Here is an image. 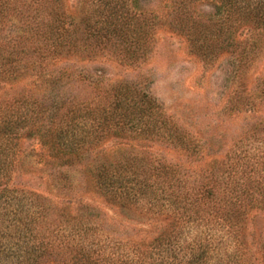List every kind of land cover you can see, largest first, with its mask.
<instances>
[{
	"label": "rangeland",
	"instance_id": "374dc122",
	"mask_svg": "<svg viewBox=\"0 0 264 264\" xmlns=\"http://www.w3.org/2000/svg\"><path fill=\"white\" fill-rule=\"evenodd\" d=\"M2 1L11 6L14 3L19 5L21 0ZM116 2L113 0V3ZM217 4V0L188 2L187 16L191 18H185V15L182 20L188 22L191 31H195L192 34L178 28L176 5L171 0H138V6L144 9L145 15L133 19L132 24L142 25V31L148 29V36L145 42L137 43L140 48L134 54L136 58L127 64L106 49L92 52L90 47L82 50L88 42H83L84 18H87L88 24L97 26L99 23H94V20L104 7L103 0H45L47 11L75 12V23L81 30L78 35L82 36V47L78 52L59 56L47 65L48 69H56L55 72L62 66L73 71L68 79L65 77L56 85L59 95L65 98L75 95L89 101L90 107L100 108L108 106L112 100L110 96H104L103 89L110 90L118 81L126 82L147 93L159 106L156 114L161 115L157 120L161 128V119H164L166 126L182 131L187 149L184 145L167 144L160 138L157 140V136L137 135L134 130L125 129L126 138H115L109 131L107 137L95 144L90 141L92 135L88 134L84 144L88 149L82 152L85 155L82 163L54 165L51 164L54 152L51 153L35 136V129L41 120L36 122L38 117L29 111L23 116L24 123L11 131L14 138L9 145L16 142L12 149L17 153L10 152L7 160L2 162L6 169L3 174L0 173V182L7 181L12 188L23 187L28 193L32 190L40 194L37 199L26 194L27 199L22 201L26 203L24 208L30 205L27 212L36 217L30 225L33 240H42L57 233L62 236L68 234L70 221L78 229L89 225V234L96 233L90 236V240L99 237L101 251L109 253L111 240L98 235L96 220L82 219V223H78L70 216L76 214L74 203L81 198L84 204L92 206L105 218L107 231L123 237H143L144 241H148L160 229L161 219L176 221L174 240L168 247L150 250L147 246L144 248L147 251L135 252L131 249L132 244L126 243L125 247L119 248V251L123 249L127 252L124 259H112L109 264H184L192 246L199 243L208 244V247L203 261L199 260L197 264H264V209L261 207L264 206V28L252 30L248 25H238L245 18L234 19L235 14L226 21L224 14L218 13ZM153 14H157L156 18ZM63 17L60 19L66 22ZM220 17L225 20L224 27L219 25ZM49 22L50 19H47L46 23ZM94 44L92 41L87 43ZM98 69L103 73L101 83L96 85L95 77L87 75H94ZM32 78L25 75L0 83V114L12 112L11 124L16 121L17 113L24 110L16 99L30 92L39 98L42 96V90L39 87L36 89ZM152 117H148L147 113L143 120ZM91 124L87 121L86 128ZM22 126H26V131L32 129L33 133H23ZM120 156L135 159V163L141 158L146 166L155 157L179 164L180 177H186L185 186L202 191L212 188L220 196L223 192L229 195L226 199L230 202L225 209L234 211L233 215L239 219L238 225H228L218 217L222 216L221 213L215 215L214 210L210 214L205 213L211 208L210 203L208 209L198 212H203V217L193 216L189 220L186 216L178 220V214L173 213L171 208L158 205L154 209L159 208L162 213L158 215L156 212L154 216L149 213L150 217L157 219L138 220L134 213H129L132 216L124 213L105 200L86 172L88 162L94 158L114 160ZM15 194L17 196L18 193ZM69 197L73 203L65 206ZM43 199L50 205L47 214L42 217L35 212L37 209L33 204L35 200ZM11 201L14 202V199ZM144 204V200H140L135 206L146 210ZM62 208L67 213L62 214L59 211ZM27 212L23 211L22 215ZM15 215L10 213L5 219L0 217V229L5 231L4 234L0 232L1 247L17 240L16 235L11 236L8 227ZM30 217L28 215L23 219ZM69 238L66 237L72 243ZM24 241L18 247L14 245L13 250L9 245L7 252L10 256L7 259L23 254L26 247L23 246ZM56 251L54 248L51 256L61 260L65 258L67 262L66 255L73 253L74 247H60V253L55 255ZM42 264H46L44 259Z\"/></svg>",
	"mask_w": 264,
	"mask_h": 264
},
{
	"label": "trees",
	"instance_id": "16d2710c",
	"mask_svg": "<svg viewBox=\"0 0 264 264\" xmlns=\"http://www.w3.org/2000/svg\"><path fill=\"white\" fill-rule=\"evenodd\" d=\"M30 1L21 0L19 5L14 3L9 6L7 1L0 0V83L30 75L33 77L32 82L36 84V89L39 87L42 90L41 99L34 96L32 92L29 95L23 94L16 99L24 110L17 113L16 121L13 124H11L12 112L5 111L0 114L1 174L6 169L2 162L7 160L10 152H16L15 149H12L16 142L12 143V146L9 145V141L14 138L11 131L20 123H24L23 116L29 111L38 117L36 122L41 120L35 129V136L43 146L51 150V153L54 152L53 160H51V164L54 165L82 163L85 156L82 152L88 149L84 146L88 134L92 135L90 141L95 144L103 137H107L109 131L115 138H126L124 130L128 129L134 130L133 132L137 135L157 136L155 137L157 140L158 138L163 139L167 144L185 146V139L180 129L166 126L164 119H161L163 126L161 128L157 121L161 115L160 113L156 114V108L159 106L153 103L148 94L139 91L136 87L129 86L126 82L118 81L111 86L110 90L103 89L104 96H110L112 100L108 106L104 105L100 108L90 107L89 101L76 98L75 95L70 98L60 96L56 85L60 84V81L65 77L68 79L73 71H70L67 66H62L55 72L56 69H48L47 65L50 60L55 61L59 56L66 57L76 53L82 47V36L78 35V31L81 30L75 23L77 16L75 12L47 11L45 0ZM171 1L176 5L174 10L178 15L176 19L178 28L184 32L195 34V31H191L192 27H189L188 22L184 23L182 20L185 15V18H191L190 15L187 16L186 8L190 0ZM217 1V11L222 16L224 14L226 21L229 17L232 19V14H235L234 19L245 18V21L242 20L238 25H248L252 30L264 28V0ZM103 5L102 10L98 12L97 19L94 20V23H99L97 26L88 24L87 18H84L86 23L82 25V31L85 33L83 42L87 40V43L92 41L95 44L87 45L86 43L82 50H87L90 47L92 52L106 49L110 51L111 55L118 56L120 61L131 64V59L136 58L134 54L140 48L137 43L145 42L148 36V29L142 31V25H133L132 22L133 19H138L140 15H143L145 11L139 8L138 0H117L116 3H113V0H103ZM8 11L12 13L10 14ZM101 15H103L102 19ZM156 16L157 14H153L154 18ZM60 17L67 21L63 22ZM46 18L50 19L49 23H46ZM224 19L222 17L218 19L221 27L226 24ZM30 42L33 43L30 44ZM108 43L109 45H107ZM102 73L103 71L98 69L94 75L92 73L86 75L94 76V81L98 85L101 83ZM147 113L148 117H154L143 120V116ZM87 121H91V127L86 128ZM23 128L24 126L21 127V130ZM23 130V133H33L32 129L26 131V126ZM134 160L132 158L125 159L123 156L114 160H108L105 157L94 158L88 162L86 170L91 183L104 196L105 200L124 213H128V215L134 213L138 220L157 219V217H150L149 213L152 216L156 212L158 215L162 213L159 208L154 209L158 205L164 206L165 209L171 208L173 213L178 214V220L181 218L183 220L184 216L189 220L193 216L203 217L204 213L198 212L205 208L208 209L210 203L211 208L205 213L210 214L211 210H214L215 215L221 213L222 216L218 215V217L223 218L228 225H238L239 219L236 217L237 215H233L234 211L228 210L229 208L225 209L230 202L226 199L229 195L223 192V196H220V193L212 188L202 191L197 187L185 186L186 177H180L181 166L179 164L168 163L160 157H155L148 166L143 164L141 158L136 163ZM15 193H18L17 196ZM26 194L35 199L40 195L32 190L28 193L23 187L12 188L8 186L7 181L0 182V202L4 201L0 203V217L5 219L10 213L15 215L16 211L20 212L16 213L15 219L11 217L12 220L8 225L11 236H17L16 241L9 243L10 249L13 250L14 245L18 247L19 243H23V239L25 240L23 246H26L22 255L17 254L11 259H7L10 256L7 252L9 245L3 247L0 245V264H42V259L46 264H59V262L61 264H109L112 259L114 261L124 259L127 252L123 249L119 251V248L125 247L126 243L132 244L131 249L135 252H142L141 250L147 246L150 250L156 247L166 248L174 240L173 231L176 221L174 223L167 218L161 219L160 229L148 241H144L143 237L132 239L110 233L105 228L107 224L105 218L98 211H94L92 206L84 204L81 198L74 203L76 214L70 216L78 223H82V219L96 220L95 229L99 233L98 235L103 236L105 240H111L108 244L111 248L109 253L101 251L99 237L90 240V236L96 233L89 234L91 228L89 225L78 229L75 224L70 223V218L67 219L70 225L68 234L60 235L57 233L59 230L57 228V234L51 235L52 237L33 240L34 236L30 235V225L36 217L27 212L30 205L24 208L26 203L22 201L27 199ZM12 198L14 202L11 201ZM140 200H144V206H147L146 210H143L142 206L139 209L135 206V203ZM71 203H73L71 198L67 199L65 206ZM49 205L50 203L45 202L44 199L42 201L35 200L33 207H36L35 212L43 217L47 214ZM5 207L7 208L5 209ZM9 207L10 209H8ZM261 207L264 209V206ZM65 210L62 208L59 211L63 214L67 213ZM23 211L27 213L22 215ZM6 215L7 217H5ZM28 215L31 216L28 220L23 219ZM233 218L236 219L232 221ZM11 224L14 226L11 227ZM54 230L55 228L52 229V231ZM0 232H2L1 234L5 233L1 229ZM66 237H70L69 240L72 243ZM262 244L264 247V242ZM60 247L62 249L74 247V252L68 254L69 256L66 255L67 262L65 258L61 260L51 256L54 248L57 249L55 255L59 254ZM207 247L208 244L205 243L192 246L183 263L197 264L199 260L202 262ZM144 250L147 251V249ZM169 250H171L170 247ZM5 252L7 255L3 254ZM61 252L63 253V251ZM65 252L66 250H64Z\"/></svg>",
	"mask_w": 264,
	"mask_h": 264
}]
</instances>
